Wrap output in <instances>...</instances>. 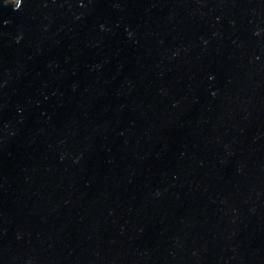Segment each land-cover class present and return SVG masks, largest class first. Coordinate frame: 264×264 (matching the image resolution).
Instances as JSON below:
<instances>
[{"label": "water", "instance_id": "obj_1", "mask_svg": "<svg viewBox=\"0 0 264 264\" xmlns=\"http://www.w3.org/2000/svg\"><path fill=\"white\" fill-rule=\"evenodd\" d=\"M0 0V264H264V0Z\"/></svg>", "mask_w": 264, "mask_h": 264}, {"label": "clouds", "instance_id": "obj_2", "mask_svg": "<svg viewBox=\"0 0 264 264\" xmlns=\"http://www.w3.org/2000/svg\"><path fill=\"white\" fill-rule=\"evenodd\" d=\"M4 5H11L12 6V8L14 9V10H16V9H19V7L21 6V4L22 3H20L19 5H17V4H15V3H12V0H8V2H5V3H3Z\"/></svg>", "mask_w": 264, "mask_h": 264}]
</instances>
